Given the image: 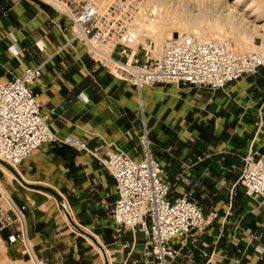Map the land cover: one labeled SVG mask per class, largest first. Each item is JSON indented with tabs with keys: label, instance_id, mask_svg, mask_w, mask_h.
<instances>
[{
	"label": "crops",
	"instance_id": "1",
	"mask_svg": "<svg viewBox=\"0 0 264 264\" xmlns=\"http://www.w3.org/2000/svg\"><path fill=\"white\" fill-rule=\"evenodd\" d=\"M73 37L70 19L46 1L0 0V80L42 67L32 88L42 111H55L52 130L61 141L87 146L44 145L16 169L21 179L57 192L109 264H144L143 232L115 238L110 212L117 185L104 161L113 151L141 160L145 125L172 198L192 193L208 219L203 234L172 242L182 251L171 264H264V211L240 184L243 159L264 155V67L224 90L160 85L138 91L103 69L85 46L71 43ZM2 169L1 184L18 207L28 208L24 228L2 234L24 231L25 243L11 246L18 262L29 260L27 245L46 264H107L55 198Z\"/></svg>",
	"mask_w": 264,
	"mask_h": 264
},
{
	"label": "built area",
	"instance_id": "2",
	"mask_svg": "<svg viewBox=\"0 0 264 264\" xmlns=\"http://www.w3.org/2000/svg\"><path fill=\"white\" fill-rule=\"evenodd\" d=\"M144 0H113L103 12L93 3L67 16L72 23L73 40L85 46L89 55L115 79L138 91L160 85H184L224 90L255 75L264 67L257 52H238L228 39L203 41L187 35L166 42L162 58L148 67L135 62L138 19ZM67 8V6H66ZM67 10H69L67 8ZM43 68H27L24 75L8 82L0 80V160L18 167L44 145L65 144L87 151L80 141H61L51 128L55 111L44 113L33 85L42 78ZM142 158L113 151L104 165L116 181L118 201L110 212L115 223V238L128 230L139 229L147 236L142 252L144 264H171L181 254L172 242L187 239L195 231L203 234L208 219L193 201L192 193L172 198L171 184L153 151L147 127L139 137ZM245 169L240 179L246 197L258 201L264 211V155L243 159ZM15 169V168H14ZM0 167V182L1 174ZM236 193H232L231 200ZM26 206L18 207L0 187V239L12 228H24ZM217 218V214L212 215ZM12 245L25 243L24 231L9 237ZM21 264H46L32 250Z\"/></svg>",
	"mask_w": 264,
	"mask_h": 264
},
{
	"label": "rangeland",
	"instance_id": "3",
	"mask_svg": "<svg viewBox=\"0 0 264 264\" xmlns=\"http://www.w3.org/2000/svg\"><path fill=\"white\" fill-rule=\"evenodd\" d=\"M58 1L66 5L67 8L69 9L67 12L60 11L65 16H69V15L71 16L73 13L80 12L82 7L88 3H93L99 6L95 2H90L91 0H58ZM99 1L105 4L107 8V5L110 4V2L113 0H102V1L99 0ZM200 1L198 4H196L197 5L196 10L191 12L190 7L192 9L194 5V0H184L183 2L185 3H182V4L184 5V10L187 12L186 13L184 10L183 12L176 11L178 6L173 8V3L168 0H162L161 2H158V1L156 2V0H152V1L144 0V4L142 5L143 12L141 13L140 18L138 19V22L142 18L145 19L147 24H149L151 20H154L156 18H158L159 22H162V19L159 20V17H158L159 15L157 17L156 15L154 16L151 15V13L153 12V9L155 8H158L157 11H159V8L161 9L159 11V14L160 13L162 14L163 21L165 20V18L170 17V21L172 20L171 21L172 24L173 23L176 24L177 23L176 21L181 22L182 20H177L176 15H178L180 12L182 13L185 12L186 16L182 15V13L179 14V16L182 15V18L186 17L187 22L186 23L184 22V24L196 26L197 29L195 28V30H193L195 33L194 32H191V33H193V35H195V37H198L200 40L204 39L203 41H209L213 39H228L233 43L235 50L238 52H257V53L260 52V54L264 56V0H202L201 4H200ZM227 1H229L230 3L240 1V4L238 5V10L241 12L249 10L248 14L250 16L253 15V17L250 18V21H253L255 25L258 26L257 34L255 32H253L254 34L249 32L250 33L249 34L247 31L245 32L244 30L235 32L232 29V26L221 18L220 15H222V13L220 11V7L223 3ZM252 9L255 12L252 13L251 11ZM199 27L202 30L201 29L199 30ZM138 32H139V25H138ZM138 35H139L138 42H137L136 47L134 48L135 62L141 65H146L148 67H151L158 60L162 58L164 54V50H165L164 47L166 45V42L170 40L171 38L168 37L162 43L157 45L154 38L144 37V36L140 37L139 33ZM11 181H14L15 183H17L15 179H12ZM0 240L2 241L0 243V264H21L20 262L17 261L16 256L12 253V249H11L12 244L10 243L9 238L7 239L2 238ZM90 243H92V245L97 247L92 241Z\"/></svg>",
	"mask_w": 264,
	"mask_h": 264
},
{
	"label": "bare ground",
	"instance_id": "4",
	"mask_svg": "<svg viewBox=\"0 0 264 264\" xmlns=\"http://www.w3.org/2000/svg\"><path fill=\"white\" fill-rule=\"evenodd\" d=\"M49 5L55 7L57 10L61 11V12H67V8H66V5H64L63 3H61L60 1L58 0H45ZM102 1V0H101ZM152 1V0H151ZM161 2L162 0H156V2ZM170 2L173 3V8H175L176 6H178V8L176 9V11H182L184 10V5L182 3H185L183 2L184 0H168ZM197 1V2H196ZM200 0H194V5L191 9L190 7V10L191 12L192 11H195L196 10V4L199 3ZM202 1V0H201ZM201 1H200V4H201ZM90 2H95L96 4H98L100 7H101V10L102 11H105L106 10V5L103 4L102 2H100L99 0H91ZM165 2V1H164ZM154 4V3H153ZM157 4V3H156ZM169 4V3H168ZM171 4V3H170ZM222 4V3H221ZM240 4V1H236L234 3H230L229 1L223 3L220 7V11L222 13L221 18L228 22L231 26H232V29L237 32V31H241V30H244L245 32L247 31L248 33H253L255 32L257 34V29H258V26L255 25V23L253 21H250V18L253 17L250 16L248 14V11L249 10H246L244 12H241L238 10V5ZM159 5V3H158ZM220 5V4H219ZM154 6V5H153ZM256 7V6H255ZM171 8V7H170ZM251 8V7H250ZM249 8V9H250ZM254 9V8H253ZM251 10L252 13L255 12L254 10ZM158 8H155L153 9V12L151 13L152 16L156 15V17L158 16L159 17V20L162 19V22H159L158 21V18L154 19V20H151V22L149 24H147V22L145 21V19H140L139 22H138V25H139V34H140V37L141 36H144V37H151V38H154L155 42L157 43V45H159L160 43H162L166 38H175L177 37L178 35L179 36H184V35H187V36H190V37H195V35H193V33L191 32H194L193 30H195L196 26H192V25H187V24H184V22L186 23L187 22V19L186 17L182 18V15H185L186 16V13H182L180 12L179 14L182 13V15L177 16V20H182L181 22L180 21H176L177 23L176 24H172V20L170 21V17H167L165 18V20L163 21V18H162V14L160 13L159 14V11L161 10L159 8V11H157ZM173 10V9H171ZM256 10V9H255ZM148 13V12H147ZM220 13V14H221ZM250 13V12H249ZM168 14V13H167ZM192 15V14H191ZM151 16V17H152ZM169 16V15H168ZM150 17V18H151ZM165 17V16H164ZM173 17V16H172ZM192 17V16H191ZM140 18V17H139ZM174 18V17H173ZM220 18V19H221ZM193 19V18H192ZM174 20V19H173ZM175 22V21H173ZM180 22V23H178ZM198 22V21H197ZM196 22V23H197ZM195 25V24H194ZM201 27V26H200ZM199 27V30L201 29ZM197 29V28H196ZM198 30V31H199ZM202 30V29H201ZM261 30V29H260ZM243 31V32H244ZM200 32V31H199ZM204 32V31H203ZM242 32V33H243ZM195 33V32H194ZM249 33V34H250ZM263 33V32H262ZM254 34V33H253ZM197 35V34H196ZM201 35V34H200ZM245 35V34H244ZM248 35V34H247ZM259 35V34H258ZM257 35V36H258ZM153 36V37H152ZM246 36V35H245ZM249 37V36H248ZM198 38V37H196ZM250 38V37H249ZM144 39V38H142ZM246 39V38H245ZM204 40V39H203ZM244 41V40H243ZM143 43V42H142ZM243 43V42H242ZM144 44V43H143ZM253 44V43H252ZM157 47V46H156ZM254 47V46H253ZM252 47V49H253ZM165 49V47H164ZM157 50V48H156ZM150 51V50H149ZM156 52V51H155ZM157 54V53H156ZM260 54V52H259ZM261 55V54H260ZM263 60H264V56L261 55ZM1 169H2V165H0ZM19 167V166H18ZM18 167H14L15 169H17ZM5 168V167H4ZM6 169V168H5ZM8 170V169H7ZM9 171V170H8ZM11 172V171H10ZM12 173V172H11ZM13 174V173H12ZM14 175V174H13ZM15 176V175H14ZM0 187L2 189V191L5 193V196L7 199H9L10 197V194L8 193V191L6 190V188L3 186V184H1L0 182ZM2 241L0 240V243Z\"/></svg>",
	"mask_w": 264,
	"mask_h": 264
},
{
	"label": "water",
	"instance_id": "5",
	"mask_svg": "<svg viewBox=\"0 0 264 264\" xmlns=\"http://www.w3.org/2000/svg\"><path fill=\"white\" fill-rule=\"evenodd\" d=\"M0 165H2L3 167H5L6 169H8L9 171H11L15 177L21 181L26 187L30 188V189H33V190H38V191H42V192H45L49 195H51L53 198H55L57 200V202L59 203V206L60 208L64 211L65 215L67 216L70 224L76 229L78 230L80 233L84 234L85 236H87L88 238H90L94 244L100 249L101 253L103 254L104 258L106 259V262L107 264L108 263V259H107V255H106V252L104 250V248L98 243V241L92 237L91 235L87 234L85 231H83L81 228H79L78 226L75 225V223L73 222L70 214H69V211L66 207V204H65V201L63 200V198L55 191L51 190V189H47V188H43V187H37V186H30V185H27L22 179L21 177L19 176V174L17 173L16 169H14L13 167H11L10 165L6 164L5 162L1 161L0 160Z\"/></svg>",
	"mask_w": 264,
	"mask_h": 264
}]
</instances>
